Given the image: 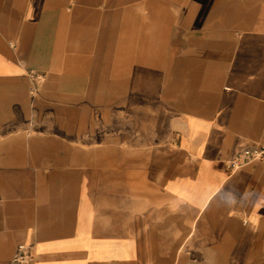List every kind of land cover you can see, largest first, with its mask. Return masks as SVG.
Wrapping results in <instances>:
<instances>
[{"label": "crops", "instance_id": "crops-1", "mask_svg": "<svg viewBox=\"0 0 264 264\" xmlns=\"http://www.w3.org/2000/svg\"><path fill=\"white\" fill-rule=\"evenodd\" d=\"M264 0H0V264H264Z\"/></svg>", "mask_w": 264, "mask_h": 264}, {"label": "built area", "instance_id": "built-area-1", "mask_svg": "<svg viewBox=\"0 0 264 264\" xmlns=\"http://www.w3.org/2000/svg\"><path fill=\"white\" fill-rule=\"evenodd\" d=\"M254 162H264V145L244 148L238 151L231 159L224 161V171L230 175L248 164ZM34 254L27 244L18 245L11 264H33Z\"/></svg>", "mask_w": 264, "mask_h": 264}]
</instances>
